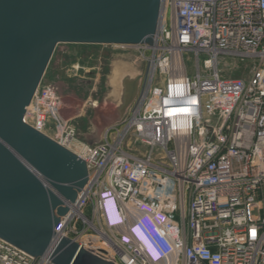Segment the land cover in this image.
<instances>
[{"label": "built area", "instance_id": "2783aa9c", "mask_svg": "<svg viewBox=\"0 0 264 264\" xmlns=\"http://www.w3.org/2000/svg\"><path fill=\"white\" fill-rule=\"evenodd\" d=\"M112 45L144 70L100 142L78 138L52 86L26 108L87 167L56 237L117 264H264V0H161L153 44ZM226 59L250 61L249 76H224ZM0 264L53 263L0 239Z\"/></svg>", "mask_w": 264, "mask_h": 264}, {"label": "water", "instance_id": "95a60500", "mask_svg": "<svg viewBox=\"0 0 264 264\" xmlns=\"http://www.w3.org/2000/svg\"><path fill=\"white\" fill-rule=\"evenodd\" d=\"M161 0H0V239L53 264H117L54 228L88 179L85 162L24 121L56 46L153 44ZM113 117L138 96L142 74L119 68Z\"/></svg>", "mask_w": 264, "mask_h": 264}, {"label": "rangeland", "instance_id": "374dc122", "mask_svg": "<svg viewBox=\"0 0 264 264\" xmlns=\"http://www.w3.org/2000/svg\"><path fill=\"white\" fill-rule=\"evenodd\" d=\"M193 58V53H184L188 68ZM122 67L139 72L144 70V63L135 52L120 46L60 43L53 52L38 91L54 87L59 111L69 117L74 113L69 122L76 128L78 138L85 143H98L110 127L117 124L113 117V99L117 70ZM250 67V61L239 59H226L220 64L224 76L235 78H247ZM49 122V126L53 125Z\"/></svg>", "mask_w": 264, "mask_h": 264}, {"label": "crops", "instance_id": "0c3cea01", "mask_svg": "<svg viewBox=\"0 0 264 264\" xmlns=\"http://www.w3.org/2000/svg\"><path fill=\"white\" fill-rule=\"evenodd\" d=\"M60 83V82H59ZM58 86V85H57ZM56 87V86H55ZM61 117L63 118V119H65V120H67V121H69L70 120V118L72 117V116H74V113L73 114H71V117H69V116H67V115H65V114H63L62 113V110H61ZM116 125V124H115Z\"/></svg>", "mask_w": 264, "mask_h": 264}]
</instances>
